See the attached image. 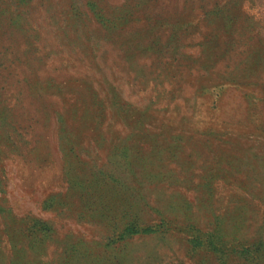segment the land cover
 I'll return each instance as SVG.
<instances>
[{
	"label": "rangeland",
	"instance_id": "obj_1",
	"mask_svg": "<svg viewBox=\"0 0 264 264\" xmlns=\"http://www.w3.org/2000/svg\"><path fill=\"white\" fill-rule=\"evenodd\" d=\"M0 264H264V0H0Z\"/></svg>",
	"mask_w": 264,
	"mask_h": 264
}]
</instances>
